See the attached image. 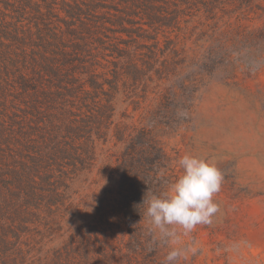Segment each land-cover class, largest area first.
Instances as JSON below:
<instances>
[{
    "label": "trees",
    "instance_id": "1",
    "mask_svg": "<svg viewBox=\"0 0 264 264\" xmlns=\"http://www.w3.org/2000/svg\"><path fill=\"white\" fill-rule=\"evenodd\" d=\"M40 1L56 8L54 0ZM62 1L71 9L68 17L80 25H70L64 41L55 34L44 40V48L62 59L42 57L39 67L53 81L42 86L21 76L23 116L5 115L8 120L0 124V264H164L163 248L149 250L140 224L144 209L136 207L149 189L159 194L179 177L176 158L156 140L153 127L116 130L115 144L124 148L113 164L117 187L111 211L119 225L107 219L105 200L98 221L53 246L62 227L56 210L71 198L70 176L96 167L97 142L91 136L109 130L104 124L111 119L113 100L97 106L88 119L79 118L78 111L93 110L105 86L118 93L126 77L140 81L135 63L142 50L146 71L158 76L156 95L165 107L186 101L204 74L236 82L263 70L264 63L257 61H264V0H162L161 6L152 0H120L129 8H101L102 0ZM101 9L112 12L111 17L99 19L95 14ZM86 16L89 24L82 19ZM109 31L114 33L111 43L106 41ZM3 35L22 48L35 43ZM118 35L132 43L119 41ZM71 38L76 42L69 44ZM61 41L63 53L58 52ZM109 51L119 60L109 62L112 78L102 73L105 77L97 80L95 73L106 69L102 61ZM2 52L0 63L14 68L13 54ZM57 65L66 68L63 76Z\"/></svg>",
    "mask_w": 264,
    "mask_h": 264
},
{
    "label": "rangeland",
    "instance_id": "2",
    "mask_svg": "<svg viewBox=\"0 0 264 264\" xmlns=\"http://www.w3.org/2000/svg\"><path fill=\"white\" fill-rule=\"evenodd\" d=\"M54 1L56 8H45L47 3L40 0H0V60L2 51H6L13 54L11 60L15 63L12 69L0 63V124L8 120L5 115L23 116L25 106L17 84L21 76L39 80L42 86L53 81L39 67L42 57L59 62L62 59L44 48V40L49 42V34H55L64 41L67 37L64 31L69 30L72 24H75L73 28L80 25L79 21L68 17L71 9L64 8L62 0ZM152 1L162 5V0ZM84 2L89 3V0ZM101 5V8H129L124 7L120 0H102ZM96 11L99 19L104 17L102 15L111 17L109 14L112 12L107 9ZM88 17L82 19L89 24ZM46 30H49L48 36H45ZM3 32L26 39V43L33 39L35 43L22 48L19 42L6 39ZM107 34L110 38L106 41L113 42L110 39L114 33L109 31ZM120 35L117 37L119 41L132 43L130 38ZM63 41L59 53H63ZM74 42L76 40L71 38L69 44ZM14 54L24 57L16 59ZM114 57L110 51L106 53L102 61L106 69L98 68L95 73L99 77L97 80L105 77L102 73H107L108 79L112 78L107 68H113L109 62L119 61ZM144 57L145 51L142 50L135 63L142 74L140 81L126 77L120 82L118 93L105 86L106 93L100 94L99 103L93 104V110L80 107L78 111L79 118L88 119L97 106L113 100L111 119L104 124L109 130L105 134L91 136L97 142L96 167L91 172L70 176L71 198L68 203L63 200V206L56 210L62 227L55 235L57 242L53 246L60 245L71 232L98 221L101 210L98 208L105 200L109 202L107 219L115 228L119 225L111 211L115 205L112 194L117 187L112 169L124 148L123 144H115L116 130L126 126L139 129L153 127L156 140L176 158L179 175L182 173L179 159L192 154L215 162L223 176L221 191L215 197L221 212L212 226H200L191 234L192 239L199 241L201 250L179 264H264V69L250 77L241 76L236 82H225L217 76L204 74L186 101L170 102L165 107L156 95L158 76L146 71L145 63L141 61L145 60ZM54 68H59L62 76L66 70H61L58 65ZM239 242L244 244L238 250L224 251ZM163 250L166 256L169 249Z\"/></svg>",
    "mask_w": 264,
    "mask_h": 264
},
{
    "label": "clouds",
    "instance_id": "3",
    "mask_svg": "<svg viewBox=\"0 0 264 264\" xmlns=\"http://www.w3.org/2000/svg\"><path fill=\"white\" fill-rule=\"evenodd\" d=\"M178 165L182 173L174 182L167 183L159 194L149 189L142 204L136 206L144 209L139 212L142 217L140 224L144 225L145 235L149 238V250L169 249L164 264H179L189 256H195L201 245L192 239L191 234L200 226H212L221 212L215 197L221 191L223 176L216 163L185 154ZM159 175L162 177L163 172ZM243 244H232L224 251L238 250ZM217 251L219 253L220 250Z\"/></svg>",
    "mask_w": 264,
    "mask_h": 264
}]
</instances>
